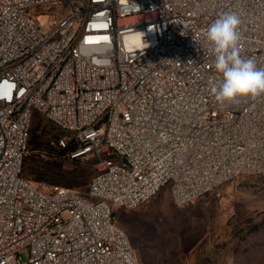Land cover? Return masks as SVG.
<instances>
[{
  "label": "built area",
  "instance_id": "built-area-1",
  "mask_svg": "<svg viewBox=\"0 0 264 264\" xmlns=\"http://www.w3.org/2000/svg\"><path fill=\"white\" fill-rule=\"evenodd\" d=\"M225 13L264 67V0H0V264H140L114 208L264 173V95L212 92L206 32ZM36 114L96 163L85 194L25 177Z\"/></svg>",
  "mask_w": 264,
  "mask_h": 264
},
{
  "label": "rangeland",
  "instance_id": "rangeland-1",
  "mask_svg": "<svg viewBox=\"0 0 264 264\" xmlns=\"http://www.w3.org/2000/svg\"><path fill=\"white\" fill-rule=\"evenodd\" d=\"M62 135L44 116L35 115L24 175L40 187L58 184L52 175L36 180L37 170L46 161L63 163L65 170L90 176L86 183L73 179L59 185L85 194L96 163L61 155L57 139ZM114 213L140 264H264V173L239 175L185 206L174 204L166 188L138 209L116 207Z\"/></svg>",
  "mask_w": 264,
  "mask_h": 264
},
{
  "label": "clouds",
  "instance_id": "clouds-1",
  "mask_svg": "<svg viewBox=\"0 0 264 264\" xmlns=\"http://www.w3.org/2000/svg\"><path fill=\"white\" fill-rule=\"evenodd\" d=\"M240 24L237 14L225 13L206 32V40L214 53V69L221 75L219 86L212 89L219 104L264 95V67H258L253 59L240 54Z\"/></svg>",
  "mask_w": 264,
  "mask_h": 264
},
{
  "label": "trees",
  "instance_id": "trees-1",
  "mask_svg": "<svg viewBox=\"0 0 264 264\" xmlns=\"http://www.w3.org/2000/svg\"><path fill=\"white\" fill-rule=\"evenodd\" d=\"M32 132H33V127H32V131H31V137H32ZM40 136H36L33 141L37 142ZM59 139V138H58ZM58 139H57V146L58 149L61 150L60 154L64 155L66 157L70 159V153L71 151L74 149L73 146H67V147H61L58 144ZM32 142V138H30V142H29V147L30 144ZM74 162H78V160H72ZM55 161H46L45 165L40 166L39 173L40 176H37L36 180L38 181H42L45 180L47 178H51L50 175H52V181L55 183L61 184L62 181H66V180H73V179H77L78 182L80 183H86L89 180V176L87 175L83 170H80L77 172L75 171H69V170H65L63 168V163H59L54 165ZM24 171H25V165H24ZM77 173V174H76ZM55 176V177H53Z\"/></svg>",
  "mask_w": 264,
  "mask_h": 264
}]
</instances>
